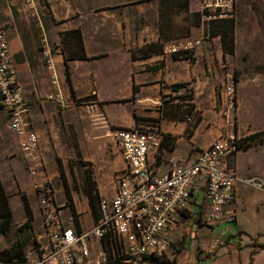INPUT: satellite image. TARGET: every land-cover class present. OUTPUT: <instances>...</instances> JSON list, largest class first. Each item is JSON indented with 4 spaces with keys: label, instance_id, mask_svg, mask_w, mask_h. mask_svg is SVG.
<instances>
[{
    "label": "crops",
    "instance_id": "1",
    "mask_svg": "<svg viewBox=\"0 0 264 264\" xmlns=\"http://www.w3.org/2000/svg\"><path fill=\"white\" fill-rule=\"evenodd\" d=\"M200 7L201 0H0V22L54 179L60 173L57 159L79 151L99 196L111 197L125 162L109 133L140 122L155 124L162 133L160 148L150 157L157 176L166 174L173 162L195 161L220 134L254 136L230 160L238 176L236 199L225 207L230 220L214 226L203 222L209 206L199 181L191 203L178 214L170 248L140 264H264V249L252 246L254 239L264 241V188L245 182L264 180V69L252 49L245 51L247 57L241 54L236 32V50L229 53L220 33L192 24ZM72 30L81 32L85 58L70 56L74 37L69 34L66 42L64 35ZM183 37L202 42L194 51L164 53L165 41ZM44 44L55 62L56 83ZM228 73L237 81L232 110L224 100ZM58 93L63 106L55 100ZM86 98L90 100L81 101ZM99 111L108 126L94 124ZM7 123L8 113L0 109V178L14 220L26 219L21 193L37 220L42 212L33 186L36 177ZM61 194L59 201L66 197Z\"/></svg>",
    "mask_w": 264,
    "mask_h": 264
},
{
    "label": "built area",
    "instance_id": "2",
    "mask_svg": "<svg viewBox=\"0 0 264 264\" xmlns=\"http://www.w3.org/2000/svg\"><path fill=\"white\" fill-rule=\"evenodd\" d=\"M216 8L226 16L233 9L231 0H219ZM206 3L204 7H208ZM210 7V5H209ZM216 12V10H213ZM216 17V15H215ZM211 18V14L203 17ZM196 39L169 40L163 51L179 54L195 50ZM46 62L51 78L58 81L53 56L44 44ZM237 81L233 73L226 75L225 96L227 110L235 108ZM59 105L66 102L60 93ZM92 104L96 100L91 101ZM0 109L8 113V130L20 141L23 158L36 177L34 189L42 212V232L26 253L25 264H107L106 241L114 257L129 264H140L144 257H160L171 246V232L177 227L178 214L191 203V193L201 181L204 199L209 206L203 222L214 226L228 222L225 207L236 199L238 176L230 167L235 153L252 141L243 137L220 134L199 151L191 163L173 162L166 174L157 176L150 165V157L160 148L162 133L157 125L140 122L131 128L111 129L114 147L122 154L125 168L115 177L116 190L111 197H100V217L90 227L79 226L71 213L66 220L57 203L55 189L46 158L40 147L38 133L31 125L29 105L12 55L5 26L0 22ZM94 124L109 125L107 116L99 111ZM246 183L264 188V180L248 179ZM42 233L47 236L45 242ZM2 234L0 233V243ZM0 264H14L0 260Z\"/></svg>",
    "mask_w": 264,
    "mask_h": 264
},
{
    "label": "rangeland",
    "instance_id": "3",
    "mask_svg": "<svg viewBox=\"0 0 264 264\" xmlns=\"http://www.w3.org/2000/svg\"><path fill=\"white\" fill-rule=\"evenodd\" d=\"M218 1L219 0H201L200 9L194 13L200 15V22L207 28H210L212 24L218 28L221 19H227L233 22L234 32L238 34V47L240 48L241 54L244 57H247L249 54L245 51L247 49H252L253 59L261 65V67H259L260 69H264V0H231L233 3V9L231 12H227V15L223 17H219L217 14L223 12V10L214 7L216 6V3H219ZM206 3H208V7H204ZM213 10H216V12ZM209 13L211 14V18L204 20L203 17ZM251 34H253V36H251ZM233 36L234 49L236 50V38L234 34ZM185 38L189 37H183L180 39ZM190 39L199 40L200 44L202 42L201 38ZM57 160L60 173L59 176L53 180V184L55 189H62V194L58 192L56 198L58 204H64V206L61 207L63 216L66 220L68 219L69 215L72 213L73 205L78 215L79 225L90 227L96 222L97 216L99 215V207L97 206V212L95 209L96 206L92 209L85 187L84 170H90V166H88V168L84 166L87 162L84 161L80 153L72 158L65 157L58 158ZM62 170L65 174V178L69 181L72 203L71 201H68L67 196L60 201L58 200L60 194H66ZM21 195L20 200L22 201ZM42 221V213L41 218H38L37 220H35V216H33L32 221H29L27 217L25 221H22L21 219H19V221L14 220L13 227L6 234L2 235L0 243V260L2 259L1 256L4 257L9 253H13L15 250L22 249L26 254L27 251L31 249L38 234L42 232ZM103 246L106 249L109 258V244L105 241Z\"/></svg>",
    "mask_w": 264,
    "mask_h": 264
},
{
    "label": "trees",
    "instance_id": "4",
    "mask_svg": "<svg viewBox=\"0 0 264 264\" xmlns=\"http://www.w3.org/2000/svg\"><path fill=\"white\" fill-rule=\"evenodd\" d=\"M186 6V5H185ZM192 24H200V15L198 13H193L192 14ZM220 24L218 25V28H216L213 24L212 26L209 28L208 30L210 31V33H220L222 35V41L224 44V48L227 52L229 53H233L234 52V26H233V22L227 20V19H221ZM71 34L74 37L73 42L71 43V47H70V56H76V58H85V52H84V48H83V44H82V36H81V32L80 30H72L69 32H66L64 35V41H67V36ZM176 39H180V38H176ZM174 40V39H171ZM169 41V40H167ZM166 42V41H165ZM69 56V57H70ZM66 77L67 80L70 81V71H69V66L67 65L66 68ZM92 96H96V95H92ZM90 99L86 98V99H82V102H86ZM92 101V100H91ZM254 136L250 137V138H246L247 140H254ZM251 143H249L248 145H250ZM248 145L244 146L247 147ZM74 146L77 148V144L76 142H74ZM78 153H80L78 151ZM87 163H85L86 165ZM62 177L64 179V187H65V191H66V196L68 201H71L72 203V195L70 192V186L69 183L67 181V179L65 178V174L62 170ZM84 180H85V187H86V191L87 194L89 196V203L92 206V209H94L93 207L96 206V212H97V206L99 207V215L97 216V220L100 217L101 211H100V196L98 194L97 189L95 188V184L93 182L92 179V175L91 172L89 171V169H85L84 170ZM22 202L24 205V209L26 212V217L29 221L33 220V212L29 203V200L26 196L25 193H22ZM72 214L74 215V218L76 220V223L79 225L78 223V215L76 213L75 207L72 205ZM96 220V221H97ZM14 225V217H13V212H12V208L10 205V197L9 194L0 178V233L6 234ZM80 226V225H79ZM252 246L258 249H264V241H259L257 239H254ZM109 251H110V256L108 258V262L107 264H129L127 262H125L123 259L119 258V257H114L111 247L109 246ZM256 250H253L252 256L255 254ZM26 254L23 252L22 249L20 250H15L13 251V253H9L8 255L2 257L1 256V260L4 262H12L14 264H25L26 261ZM145 259H151L154 260L153 257H144Z\"/></svg>",
    "mask_w": 264,
    "mask_h": 264
}]
</instances>
